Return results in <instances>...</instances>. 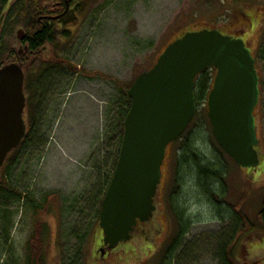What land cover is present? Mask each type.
<instances>
[{
    "label": "rangeland",
    "instance_id": "rangeland-1",
    "mask_svg": "<svg viewBox=\"0 0 264 264\" xmlns=\"http://www.w3.org/2000/svg\"><path fill=\"white\" fill-rule=\"evenodd\" d=\"M82 3L85 7L76 23L66 27L69 37H59L57 47L46 46L42 54L48 59L56 50L82 73L76 72L65 84L58 82L42 110L39 136L46 140L45 146L27 154L23 168L13 171L14 178L26 187V195L35 201L48 197L47 264H66L81 243L80 264H156L157 254L175 235L171 205L184 209L190 219L184 238L214 239L230 226L219 219L216 208L197 188L193 167L177 159L186 140L182 135L166 147L152 217L138 223L130 240L119 243L111 253L102 258L97 252L103 232L98 218L94 221L97 208L92 203L103 194L119 148L113 124L120 92L113 81L129 86L153 65L168 43L187 31L213 27L222 33H240L255 58L260 99L254 117L260 163L251 170L225 158L224 185L218 190H225L220 196L225 208L240 206L249 223L257 221L264 196V60L259 52L264 0H74L72 5ZM242 14L246 19H240ZM195 112L198 115L194 114L187 129L191 146L206 159L214 158L218 152L210 141L206 99ZM23 116L26 119V112ZM27 208L21 206L16 211L0 264H26L27 241L33 229V212ZM259 229L239 237L242 245L263 236Z\"/></svg>",
    "mask_w": 264,
    "mask_h": 264
},
{
    "label": "water",
    "instance_id": "water-1",
    "mask_svg": "<svg viewBox=\"0 0 264 264\" xmlns=\"http://www.w3.org/2000/svg\"><path fill=\"white\" fill-rule=\"evenodd\" d=\"M64 1L61 14L70 4ZM15 36L22 41L24 30L17 29ZM208 67L215 69L206 106L216 142L237 166H258L253 112L259 100V76L248 43L216 28L183 33L129 86L121 143L98 215L103 232L100 256L128 241L136 224L152 217L166 147L194 116V79ZM23 87L24 71L18 63L0 65V168L26 133Z\"/></svg>",
    "mask_w": 264,
    "mask_h": 264
},
{
    "label": "trees",
    "instance_id": "trees-1",
    "mask_svg": "<svg viewBox=\"0 0 264 264\" xmlns=\"http://www.w3.org/2000/svg\"><path fill=\"white\" fill-rule=\"evenodd\" d=\"M73 3L74 0H70L68 10L61 14L65 8L64 0H0V64L16 62L24 71L23 88L26 96L25 112L27 124L23 139L16 148L8 153L0 168V253L4 252L10 241V232L14 225L16 211L21 206L28 207L27 209L33 212V229L27 241L26 264H47L44 247L48 244L50 228L45 215L49 201L46 196L43 201H35L31 198V195H26L27 193L24 192L26 187L20 185V179L14 178L13 171L16 168H23L25 164L23 159L27 154L33 155L45 146L46 140H43L44 138L39 136L42 122L41 116H43L42 110L46 101L55 92L58 82H64L63 84H65L76 72L80 71L82 73L81 69H77L69 59L61 57L56 50L52 51V55L48 59L42 57L46 46L56 48L59 44V37H69L70 30L66 27L76 23L78 13H81L85 7L82 3L74 7L72 5L71 8L70 6ZM59 14L61 15L56 19L48 18ZM239 17L240 19L242 17V20L246 19L245 14ZM58 26L61 29H58ZM19 28H22L25 32V37L22 41H18L15 36L16 30ZM227 33L230 34L229 32ZM261 42L259 52L262 60H264V31ZM16 44H18L17 47H15ZM214 72L213 67H208L196 75L193 87L195 108L206 99L207 93L212 86ZM113 82L119 90L120 95L118 113L113 124L114 136H112L118 139L120 147L123 123L130 105V97L127 93L130 85L126 86L116 80ZM261 83L263 84L264 80ZM197 115L195 112V116ZM190 124L191 121L179 136L180 138L182 135H185L186 140L181 147L180 153H178L177 159L193 167L197 188L211 205L216 208L219 219L222 221L227 220L230 223L229 227L223 228L222 232L216 233L214 236V239L220 242L218 244V252L222 255V264H240L235 261L230 262L225 258V248L229 244L228 240L235 237L237 233L239 237L247 233L250 229L248 226L249 220L240 206L234 210L232 205H227L226 209L224 207L225 202L220 197L224 194L225 190L222 192L218 190L220 185H224V159L228 158L233 163L234 161L218 145L213 134L210 137V141L218 152V156L206 159L204 155L197 152V149H193L191 146L193 141L190 139L187 130ZM116 159L113 162V169ZM250 169L254 170V168ZM109 181L110 179L106 182L107 184L103 189L101 198L92 203V207L96 206L97 208L93 212L94 221L96 220V222L101 201ZM169 197L170 201H172V195ZM96 202H98V205H95ZM260 209L258 221L264 223V196L261 199ZM171 210L175 221L174 242H170L163 250H160L159 253L165 255V257L159 259V264H171V254L177 253V250L182 247L183 239L189 231L191 224L189 217L183 211L184 209L171 205ZM82 245L83 243L76 247L73 258L67 261L66 264L81 263L80 254ZM181 252L186 253L185 250ZM107 253H111V251ZM169 255L171 257H168Z\"/></svg>",
    "mask_w": 264,
    "mask_h": 264
},
{
    "label": "flooded vegetation",
    "instance_id": "flooded-vegetation-1",
    "mask_svg": "<svg viewBox=\"0 0 264 264\" xmlns=\"http://www.w3.org/2000/svg\"><path fill=\"white\" fill-rule=\"evenodd\" d=\"M70 7L72 8V4ZM231 34L233 35L236 34L234 36H239V35L241 36L240 33H231ZM25 108H26V96H25ZM25 126L27 128L26 123ZM163 165H164V161L161 166V174H162ZM260 210L261 209H259L258 213L260 212ZM258 219H259V215L257 217V221H253L248 224L250 228L248 234H252L256 232L257 231L256 229L258 228H260L259 230L263 229V231H260V233L262 232L264 233V223H261L260 221H258ZM173 240L174 239L172 238L171 242H174ZM196 240L197 239L194 240V239L184 238L182 247L177 250V253L174 252L173 254H171L172 255L171 264H222V255L218 252L219 249L218 244H220L219 241L215 239H200L198 241ZM228 242L229 244L227 245L225 244L226 248L224 254H225V258L230 262L235 261L240 264H264V234L260 238L257 239L252 238L251 240H248L247 243L242 245L241 240L237 233L236 236L233 237L231 240H228ZM100 246H102V243H100ZM240 247L243 248L242 252H239ZM184 250L186 253L181 252ZM260 253H262L261 258L254 259ZM104 254H106V252ZM171 255H169L168 257H171ZM157 257H158V261L156 264H159L158 263L159 259L161 257H165V255L157 254Z\"/></svg>",
    "mask_w": 264,
    "mask_h": 264
}]
</instances>
